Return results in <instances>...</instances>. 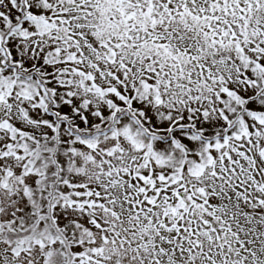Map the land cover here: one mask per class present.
Here are the masks:
<instances>
[{
	"label": "snow or ice",
	"instance_id": "obj_1",
	"mask_svg": "<svg viewBox=\"0 0 264 264\" xmlns=\"http://www.w3.org/2000/svg\"><path fill=\"white\" fill-rule=\"evenodd\" d=\"M0 264H264V0H0Z\"/></svg>",
	"mask_w": 264,
	"mask_h": 264
}]
</instances>
